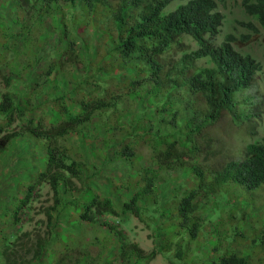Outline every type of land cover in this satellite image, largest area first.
<instances>
[{
  "label": "trees",
  "instance_id": "1",
  "mask_svg": "<svg viewBox=\"0 0 264 264\" xmlns=\"http://www.w3.org/2000/svg\"><path fill=\"white\" fill-rule=\"evenodd\" d=\"M223 2L0 0V72L6 69L0 75V154L12 138L28 132L44 140L46 155L42 170L15 199L6 226L2 220L0 264H135L155 252L174 264L170 253L182 261L206 223L213 228L210 239L222 232L223 240L207 247L209 262L203 264H248L240 255L247 237L264 254V220L256 218L264 210V138L247 144L242 154L223 157L222 141L212 134L224 115L236 126L251 118L236 108L235 96L251 86L260 65L232 45L247 41L257 26L264 30V0H239L241 20L226 19L218 11ZM24 73L26 90L18 96L11 85L22 82ZM41 104L49 107L48 115L37 114ZM69 139L98 142L105 160L129 169L98 194L84 155ZM200 156L205 163L193 161ZM169 170L184 174L182 181L170 185ZM42 185L51 196L42 234H17L20 213ZM113 190H122V197ZM63 194L70 198L62 200ZM208 196L219 209L215 223L205 221ZM145 203L163 221L152 227L158 244L149 254L120 243L121 232L101 220L116 223L124 214L141 220ZM87 228L90 238L84 236ZM100 228L115 237L112 251L99 244ZM90 245L97 249L93 256ZM263 258L255 264H264Z\"/></svg>",
  "mask_w": 264,
  "mask_h": 264
},
{
  "label": "rangeland",
  "instance_id": "2",
  "mask_svg": "<svg viewBox=\"0 0 264 264\" xmlns=\"http://www.w3.org/2000/svg\"><path fill=\"white\" fill-rule=\"evenodd\" d=\"M223 3V6H218V11L221 14L226 15V19H242L241 15L239 14V0H224ZM172 6L173 5L169 6L168 9H171ZM0 23L2 24L3 22L0 21ZM235 26L236 30L233 32V34L238 35L242 31L237 25ZM249 35L250 37L247 41L236 42V45L232 46L235 49L250 54L254 58V60L260 65L261 70L259 74L254 77L251 86L248 89L241 91V93H237V95L236 93L234 94L236 95L235 100H246L243 102L239 100L238 103L235 105L236 108L243 113H250L251 118L249 120H243V122H241L239 126H236L230 122L229 115H224L221 122L214 126L212 134L217 138H220L222 141V148L219 150V154L223 157H235L236 155H239V153L242 154L244 147L247 144L253 142L254 140L256 141L260 140L261 138H264V30L257 26V32L255 34ZM220 39L221 38L219 37L216 43H218ZM183 42L189 45V47L192 49L196 48V46L188 38H184ZM48 44L50 43L48 42ZM44 51L45 49H42V52ZM198 65L204 66L205 64L204 62H199ZM43 68H45L44 65L39 68L38 72H41ZM0 73V75L6 76V69L3 68ZM26 78H29V76H25L24 73L22 82H12L11 90L13 91V93L16 92L15 94L20 96L25 92L27 86L25 80ZM1 92H3V84L2 80L0 79V93ZM44 99L45 96L40 97L39 102L41 103L42 101H44ZM38 108L39 109L36 110L37 114H49L48 106L41 104V106H39ZM88 130L91 134L95 133V128L93 127V125H90L88 127ZM249 131L252 132V136L248 134ZM69 143L75 146V149H78L84 155V159L87 165H89L90 167L88 174L92 175V183H90V185H95L96 192L98 194H102L103 192L105 193V190L103 191L102 189L103 186L107 187V185L109 186L112 183H114L115 185L119 183V181L122 180V174L125 172L124 168L126 167L129 169L128 165H124L122 163L118 164L113 160H105L100 153V146L98 142L82 141V143H76L73 142L72 139H69ZM137 150L138 153L142 154V158H145L146 150L142 146L138 147ZM92 154L95 156H93ZM202 156L196 157L193 161H198L200 164L205 163L204 158H202ZM45 157L46 155L44 140L36 138L28 132H23L19 136L12 138L7 144L5 150L0 154V214L4 217L0 219V225L2 224V220L4 221L3 225H7V222L10 219L9 216L12 215V212H14L15 209V199L20 196L22 190L28 184H31L36 175L42 170L45 162ZM141 162H144V159H142L140 163ZM166 175L169 179L173 180V183H170V185H174L176 182L180 183L184 178V174H182L178 170H169L166 172ZM124 180H126V178H124ZM109 181L111 182V184H109ZM112 193H118L120 197H122V190L117 192L113 190ZM161 194H163V192L160 189L158 198L159 201L162 200L160 199ZM61 198L62 200L66 201L70 197L68 194H63L61 195ZM206 199L207 202H210V207L208 210L205 211L206 215L208 214V216L205 218V221H211V223H215L217 220V211H219V209L212 208V205L215 201L214 198L208 196ZM119 200L115 199L114 201L116 203ZM246 201L248 200L246 199ZM50 204L51 196L48 191V188L45 185L35 188L32 192V200L30 201V207L20 213L17 234L26 232L29 234V236H33L34 233H38L41 235L44 229L45 221L43 209ZM159 204H163V201ZM220 204L222 203L220 202ZM116 206L117 208L120 207L118 204ZM140 207L145 209L140 214L141 220H137L135 217L130 216L128 214H124V219H120L119 222L116 223V219H112L109 217H101V220L106 221L111 227H113V229L117 228L118 231L121 232L123 240H120V243H134L140 249L143 250L144 254H149L152 250H154V252L156 251L158 244V238L155 236L157 232L156 230H153L152 227L154 224L159 225L160 223H163V221L159 218L157 213L152 212L153 208L152 206H150L149 203L141 204ZM257 214L258 215L256 218H258L260 221L264 220L263 209L259 210ZM234 219L237 221L235 216ZM62 221L63 220L60 217V222L58 223V225L61 224ZM250 223L253 226V221H251ZM236 225H240V221H238ZM58 227L62 228V226L60 225ZM0 228H2V226ZM113 229L109 230V232L114 231ZM211 229H213L211 228V224H204L203 230L200 232L196 239V245L193 244L191 246V251H189L187 256L182 261H177L178 258H176L175 252L173 250L169 255L170 259L173 260V263L203 264L209 262L210 255L207 254V247L211 249L213 245L215 246L217 244H221L223 240L222 232L218 235V239H216L217 241L215 239H210L213 234L210 232ZM246 229L248 228H245L243 231H245ZM4 231L5 230L2 229L0 230V236L4 234ZM95 231L97 233L96 237L102 238L99 243L101 247H105L107 251H112L114 236L112 237L111 234H108L103 228L95 229ZM163 231L164 233H167L168 229H165ZM89 232L90 230L89 228H87L85 230L84 236L90 238ZM159 232L162 233L161 231ZM67 234H65L64 237ZM81 236L83 237V233ZM118 237L121 238L120 234H118ZM58 238L61 239L62 236L59 235ZM69 239V242H76L73 237H70ZM251 240L252 237H247L241 241L240 255L245 256L248 259V264H255L257 259H261L264 257V254H262L258 250V248L253 247V243H251ZM101 241H103V245ZM192 243L193 242H191L190 245ZM246 243L247 245H245ZM242 244H244V246H242ZM88 251L93 256L96 254L97 249L96 247L90 245L88 247ZM102 255L104 256V254ZM44 258L46 257L44 256L42 261L45 262L46 259ZM99 262L98 264H109L106 262V260H102ZM113 264L120 263L115 262ZM135 264L170 263L166 258H164L163 255L156 254L155 252L152 258L148 260H139Z\"/></svg>",
  "mask_w": 264,
  "mask_h": 264
}]
</instances>
